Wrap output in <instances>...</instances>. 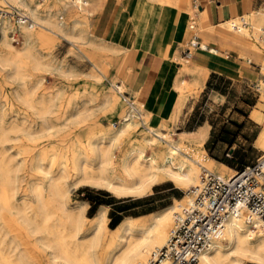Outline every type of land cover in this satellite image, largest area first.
<instances>
[{
  "label": "bare ground",
  "instance_id": "6f19581e",
  "mask_svg": "<svg viewBox=\"0 0 264 264\" xmlns=\"http://www.w3.org/2000/svg\"><path fill=\"white\" fill-rule=\"evenodd\" d=\"M2 1L8 4L7 0ZM10 1L25 8L28 13L24 12L35 22V26L28 27L14 25L5 17L0 18V43L8 51L6 55H0V63L10 66L13 75L21 81H24L25 60H29L35 69L40 67L38 58L32 54L37 35L41 36V33L37 34L36 27L59 37H67L71 43L84 39V30L79 25L84 24L86 28V19L84 23L76 19L71 26H66L49 9L39 14L37 3L31 6L25 0ZM71 1L78 11H84L82 5L91 0ZM58 2L63 9L68 7L67 0ZM225 27L229 28H225L228 33L232 30L243 35L239 37L230 33L247 46L264 50V6L228 21ZM14 29L24 38L22 47L17 51L13 50L11 38L7 36V32ZM199 47L207 48L204 43H199ZM55 69L59 71L62 67L56 66ZM96 71L98 74H91L98 85L94 92L86 88L70 95L66 104L70 123H88L93 113L89 112L87 104L94 103L91 108L108 110L106 118L109 126L95 127L92 137L86 138V142L70 147V155L67 154L69 150L64 153L58 148L32 155V170L41 177L31 178L27 192L21 196L23 203L33 204L32 216H27L26 210L15 211L17 178L10 174L9 158L5 159V152L0 153V264H148L152 252L168 241L174 213L181 205H171L158 214L141 219L125 217L111 230L108 228L106 207H101L88 218L85 215L86 203L70 204L69 179L73 178L74 187L103 188L118 198H142L163 179H168L177 187H194L199 183V169H217L203 153L196 151L207 138V124L195 132L182 133L178 138L162 133L160 128L167 126L164 121L155 120L137 100L127 104L121 98L125 88L116 87L113 81L107 79L102 67L96 68ZM184 72L197 77L195 81L198 85L205 75V72H192L188 66H184ZM104 79L107 84L103 83ZM259 81L264 83L262 79ZM40 84L41 80L33 83L25 97L28 107L44 119L45 130H49L52 127L46 115L55 98L41 94L35 101L28 99L36 95ZM81 98L86 99L84 105L78 102ZM260 102H264V93ZM176 117L177 112H172L171 122H175ZM113 118L117 121L113 122ZM139 126L151 134L141 144L133 141ZM128 136L129 146L122 145ZM256 145L263 151L261 159L264 157V129ZM154 150L163 152L156 155ZM218 169L225 176L233 174L225 166ZM13 213L18 216H13ZM11 221L15 226L10 225ZM245 260L264 264V228L255 219L230 215L224 221L222 234L199 255L197 264H243Z\"/></svg>",
  "mask_w": 264,
  "mask_h": 264
},
{
  "label": "rangeland",
  "instance_id": "374dc122",
  "mask_svg": "<svg viewBox=\"0 0 264 264\" xmlns=\"http://www.w3.org/2000/svg\"><path fill=\"white\" fill-rule=\"evenodd\" d=\"M25 1L30 2L31 6H34L33 3H37V5H39V8H37L39 14H44V11L49 9L52 14L54 13V17L66 26H71L76 19L82 23H84L83 21L85 19L88 21L86 23V28L84 24L79 25L84 30V39L74 43H71V40L67 37H59L49 31L36 27L37 34L41 33V36L37 35V41L32 47V54L38 58L40 67L35 69L32 67V63L29 60H25V67L23 68L24 81H21L13 75L14 72L10 66H4L0 63V153L5 152V159L9 158L7 161L8 167L11 169L10 174L17 178L18 190L14 204L18 208L16 207L15 211L22 212L26 210L27 216H32L31 207L33 204L23 203L21 199L22 194L27 192L28 181L31 178L41 177L40 174L32 170V155L35 152L42 154V152L44 153L53 148H58L64 153L69 150V152H67V154H69L71 146L83 144L86 142V138L92 137L91 135L95 127L104 128L109 126V121L106 118L108 116V110H99L95 107L91 108L94 106V103L87 104V107H90L89 112L93 113L88 123L80 125L70 123V112L66 105L70 99V95L86 88L94 92L98 86L91 77V74L98 73L86 56L91 52L95 53L94 57L96 60L104 64L108 70L111 71L112 76L116 75L118 77L115 81L119 84H122L123 80L121 72L125 56L122 57V54L117 53L119 49L117 52H112L102 49L100 47L101 45L93 47V44L90 43L91 39H95L91 36L93 34L91 27L92 16L89 17L92 12V0L90 3H84L82 5L84 11H78L76 7L73 6L71 0H67L68 7L64 9L60 6L58 0ZM7 3L8 4L0 0V9L11 12L12 9L16 7L15 9L26 11L25 8L16 6L14 2L10 0H7ZM193 10L197 12L195 7H193ZM79 14L83 16L80 17ZM60 17H62V19H60ZM191 18L192 21L190 22V26H195V28H197L198 19L195 18L193 14ZM7 19L11 21L10 18L7 17ZM11 23L14 24L12 21ZM247 27H249V25H247ZM226 28L229 29L228 27ZM197 29L200 30L201 26ZM198 30H196V32ZM10 31L11 30L7 32L9 38H11ZM229 33L239 37L243 36L240 33H234L232 30H229ZM1 38L2 34L0 32V40ZM48 39H50V41H48ZM11 41L13 50H19L24 42L23 34L20 33L19 42H14L12 38ZM97 41L103 43L102 46L104 44L109 45V43ZM243 44L247 48L249 47L245 43ZM2 46L3 45L0 43V55L4 56L8 51ZM182 47L184 48L185 44H183ZM253 49L261 51L257 48ZM263 57L264 50L261 51L260 59L256 60L252 56L246 55L243 57L241 63L243 65L244 60L250 58L255 64L260 65L261 75L259 76L262 81H264V70L262 66ZM50 66L55 67L52 68ZM56 66L62 67L63 70H56ZM254 72V76L251 77L250 80H242L235 85L234 89L230 90V94L222 106L206 101L207 98L205 94H202L200 97L198 95L191 97L192 99H190L185 106L184 114L180 116L178 123L177 121L171 122L170 125L167 123L168 125L160 128V131L167 135H172L174 138H178L177 133H180L184 128L188 118L189 123L186 124V127L195 124V122L207 119L213 126L211 135L209 140L196 150L197 152L203 153L207 158L210 157L214 159L212 162L216 166H218L219 163L228 165L230 168L229 170H232L231 173H233L234 169L254 163L256 159L262 155V149L255 144V141L259 132L264 129V102H260L264 92H257L253 88L252 84L258 76V69L255 68ZM106 78L109 79L107 74ZM37 80H41L37 93L36 95L29 96L28 99L35 101L41 94L55 98L53 107H51L50 112L46 115L49 125L52 127L49 130H45L44 119L37 115L35 110L28 107L25 97L27 89L30 88L33 83L37 82ZM102 81L107 84L105 79ZM115 81H113L114 85H116ZM262 85H264V83ZM224 87L225 85L222 86V88ZM59 90L62 91L61 94L57 93ZM123 94L126 97H130L127 90H124ZM85 100L86 99L81 98L78 102L84 105ZM213 100L222 103L224 98ZM194 103H196L195 110L192 112V116L189 117V110ZM251 112L252 114L250 115ZM64 120H67V122L63 123ZM112 121L116 122L117 120L113 118ZM135 134L133 141L137 144L143 143L145 137L151 136L148 130L143 126H139ZM122 145L129 146V136L122 141ZM162 152L163 150H154L156 155H160ZM116 153L118 154V151ZM201 170L202 169H199V174ZM214 172L219 171L214 170ZM72 182L73 178H70L69 202L71 205L77 202H83L82 200L84 198L89 197L88 189H101L106 191L103 188L85 185L74 187ZM167 188L172 189L160 192ZM190 188L191 186L177 187L168 179H163L152 187V191L149 194L142 198H118L108 191L106 192L121 201H126L123 204L125 206V211L122 213V216L138 217L152 212H154L153 214H158L171 205L176 207V205L180 204L183 206L187 200L185 192ZM113 209L117 210V208ZM14 213L13 216L17 217V213ZM113 213L114 212L110 210L107 217L112 216ZM94 214L93 210L85 212L88 218H91ZM112 224L114 223L112 222ZM10 225L15 226L13 221L10 222ZM110 225L108 221L109 229H111ZM30 242L33 241L31 240ZM243 264L254 263L245 260Z\"/></svg>",
  "mask_w": 264,
  "mask_h": 264
},
{
  "label": "crops",
  "instance_id": "0c3cea01",
  "mask_svg": "<svg viewBox=\"0 0 264 264\" xmlns=\"http://www.w3.org/2000/svg\"><path fill=\"white\" fill-rule=\"evenodd\" d=\"M262 4L264 0H92L89 17L92 16L91 36L95 39H91L90 43L112 52L119 49L117 53L125 56L122 84L116 82L118 77L112 76L111 71L96 60L95 53H89L86 58L95 69L102 67L109 79L115 81L116 87L123 86L128 91L130 97L124 94L121 97L127 104L137 100L155 120L169 125L172 112L176 111L175 122L178 123L191 97L205 94L206 101L222 106L237 83L254 76L255 68L246 64L247 59L242 65V59L249 55L258 60L261 51L247 48L225 30V24L257 11L264 6ZM192 14L198 19L197 28L201 26L200 30L190 26ZM96 39L110 46H102L103 43ZM191 40L204 43L207 48L191 47ZM187 48L190 49L189 54L186 53ZM184 66L192 72H205L200 85L196 84L197 77L184 72ZM212 98H224V101L220 103ZM195 104L189 110V117L195 110ZM188 123L189 118L177 135L195 132L207 124L209 129L204 143L209 140L213 126L207 119L186 127ZM208 159L214 161L210 157ZM222 166L230 169L228 165L219 163L215 170ZM88 192L89 197L82 200L87 204L86 211L93 210L94 214L101 207H106L107 215L110 210L114 212L108 217L110 223L125 217L141 219L154 213L138 217L122 216L126 201L101 189H88Z\"/></svg>",
  "mask_w": 264,
  "mask_h": 264
},
{
  "label": "built area",
  "instance_id": "2783aa9c",
  "mask_svg": "<svg viewBox=\"0 0 264 264\" xmlns=\"http://www.w3.org/2000/svg\"><path fill=\"white\" fill-rule=\"evenodd\" d=\"M1 17L10 18L14 25L35 26L33 19L15 8L11 12L0 9ZM9 33L14 42H19L18 30ZM189 44L199 46L196 40ZM186 53H190L189 48ZM246 64L258 69L253 88L264 91L258 80L261 66L252 59H247ZM185 195L188 201L174 213L168 241L152 252L148 264H197L199 255L222 234L224 221L230 215L255 219L264 228V157L234 169L230 176L202 169L198 185Z\"/></svg>",
  "mask_w": 264,
  "mask_h": 264
},
{
  "label": "trees",
  "instance_id": "16d2710c",
  "mask_svg": "<svg viewBox=\"0 0 264 264\" xmlns=\"http://www.w3.org/2000/svg\"><path fill=\"white\" fill-rule=\"evenodd\" d=\"M241 168V167H240ZM124 211H125V209H124ZM123 211V212H124ZM120 221H117L116 223H114V224H112V222L110 223L111 225H110V228H113V227H115L118 223H119Z\"/></svg>",
  "mask_w": 264,
  "mask_h": 264
}]
</instances>
